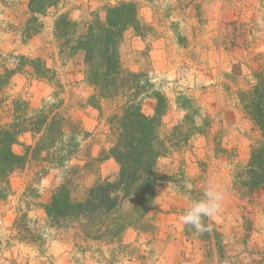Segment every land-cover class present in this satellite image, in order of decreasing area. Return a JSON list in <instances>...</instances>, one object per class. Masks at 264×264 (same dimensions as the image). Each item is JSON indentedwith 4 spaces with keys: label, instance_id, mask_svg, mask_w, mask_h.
Here are the masks:
<instances>
[{
    "label": "rangeland",
    "instance_id": "rangeland-1",
    "mask_svg": "<svg viewBox=\"0 0 264 264\" xmlns=\"http://www.w3.org/2000/svg\"><path fill=\"white\" fill-rule=\"evenodd\" d=\"M121 2L133 3L138 12L140 29L127 30L118 50L122 69L151 85L139 96L142 113L154 114L155 101L148 93L160 91L168 105L164 132L184 118V99L198 113L196 122L207 119L210 129L193 137L191 148L157 159L155 205L145 218L150 228L129 227L118 240H94L103 232L94 224L56 221L44 209L69 167L85 165L81 179L92 185L87 160L110 147L107 119L114 103L101 101L100 110L89 103L95 90L85 78L84 56L60 46L54 20L66 15L73 21H104L105 7ZM28 4L0 0V63L12 68L19 56L40 59L56 73L57 82L37 79L28 66L21 68L0 93V98L9 96L0 103L1 121L7 122L11 99L18 96L31 111L49 107L84 133L64 129L57 146L35 155L36 139L29 133L12 147L25 163L10 174L6 198L0 200V264H264V191L242 194L233 185L236 167L248 163L260 139L239 93L252 88L254 74L264 76V0H57L41 15L32 14ZM33 17L39 31L26 38ZM99 174L115 183L118 165L108 159ZM209 185L225 195L220 211L207 218L217 240L179 220L192 197L202 198L196 192ZM132 203L125 198L118 203L121 219L132 214Z\"/></svg>",
    "mask_w": 264,
    "mask_h": 264
},
{
    "label": "trees",
    "instance_id": "trees-1",
    "mask_svg": "<svg viewBox=\"0 0 264 264\" xmlns=\"http://www.w3.org/2000/svg\"><path fill=\"white\" fill-rule=\"evenodd\" d=\"M56 3L57 0H29L28 8L32 14L41 15ZM105 8L104 21L97 18L73 21L66 15H58L54 20V36L60 46L73 53L80 51L84 56L85 78L95 90L89 103L99 110L101 101L114 103V110L107 119L111 134L110 147L106 151L102 150L98 157L89 156L87 160L90 176H93L90 181L92 185L88 187L81 179L80 173L83 174L87 169L85 165L81 168L69 167L63 174L62 184L44 210L47 217L56 221L85 219L87 225L89 222L94 224L98 230H103L94 240L101 236L118 240L126 228H150L145 218L155 205V188L159 182L155 173L157 159L170 152L191 148L189 141L195 136L207 135L210 121L201 118L200 124L197 123L198 113L193 112L189 99H184V118L168 132H164L162 117L168 105L160 91L148 93V97L155 101L154 114L146 116L142 113L139 96L151 85L149 81H143L140 74L122 69L118 50L127 30L140 29L137 8L127 2ZM36 20V17L28 20L26 38L38 33L39 24ZM16 60L12 68L0 63L1 94L9 87L11 78L26 66L33 77L57 82L56 73L48 69L40 59L19 56ZM253 76L254 85L249 91L239 93V101L258 129L260 139L252 147L248 163L237 166L233 174V185L240 193L249 195L258 190L264 191V76ZM3 97L0 103L7 102L9 98L8 95ZM8 115L7 122H2L0 118V200L6 198L10 174L22 169L25 163L24 157L12 150L14 145L20 144L21 135L29 133L33 141L36 139L35 155L57 146L64 135V129L84 133L76 124L74 127L69 119L51 111L49 107L31 111L29 103L18 96L11 99ZM108 159H113L118 165L115 183L100 179L99 166ZM199 190L196 193L203 197V190ZM80 192L82 197L77 195ZM193 193L194 189L189 195L193 196ZM124 198L133 202L130 206L132 214L124 217L125 220L117 214L122 206L118 203ZM196 198L192 197L193 200ZM204 224L211 228L207 218ZM207 232V236L211 234L217 240V233L212 228Z\"/></svg>",
    "mask_w": 264,
    "mask_h": 264
},
{
    "label": "clouds",
    "instance_id": "clouds-1",
    "mask_svg": "<svg viewBox=\"0 0 264 264\" xmlns=\"http://www.w3.org/2000/svg\"><path fill=\"white\" fill-rule=\"evenodd\" d=\"M187 187L191 188V185L188 184ZM224 198V192L218 186H207L203 190V197L193 200L190 207L179 216L180 222L191 226L198 234L210 231L211 228L205 226L204 219L211 218L220 211Z\"/></svg>",
    "mask_w": 264,
    "mask_h": 264
}]
</instances>
